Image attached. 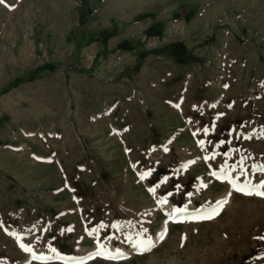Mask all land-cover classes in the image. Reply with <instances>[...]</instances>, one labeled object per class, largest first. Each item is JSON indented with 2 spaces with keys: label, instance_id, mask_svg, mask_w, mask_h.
Masks as SVG:
<instances>
[{
  "label": "rangeland",
  "instance_id": "374dc122",
  "mask_svg": "<svg viewBox=\"0 0 264 264\" xmlns=\"http://www.w3.org/2000/svg\"><path fill=\"white\" fill-rule=\"evenodd\" d=\"M220 94L212 129L199 104ZM232 164L264 179V0L0 2V264H264L254 196L156 241L167 213L229 192L211 172Z\"/></svg>",
  "mask_w": 264,
  "mask_h": 264
},
{
  "label": "snow or ice",
  "instance_id": "6c2138e0",
  "mask_svg": "<svg viewBox=\"0 0 264 264\" xmlns=\"http://www.w3.org/2000/svg\"><path fill=\"white\" fill-rule=\"evenodd\" d=\"M0 2H3V0H0ZM261 187H264V182L261 183ZM257 194L264 195V192H258ZM174 211H178V210H174ZM129 239H131V237H129ZM133 247H135L140 254H143L144 252L151 251V249L154 247V244L150 239H147V240H140L134 242ZM117 254L122 255V253H120L119 250H117Z\"/></svg>",
  "mask_w": 264,
  "mask_h": 264
},
{
  "label": "bare ground",
  "instance_id": "6f19581e",
  "mask_svg": "<svg viewBox=\"0 0 264 264\" xmlns=\"http://www.w3.org/2000/svg\"><path fill=\"white\" fill-rule=\"evenodd\" d=\"M219 184H223V182H222V183L219 182ZM229 192H230V193L232 192L233 195L236 196V197L239 196V195H240V196L245 195V194H239V193L233 192L231 189H229ZM219 200H220V199H219ZM213 204H214V203H209V204L203 206L202 209L209 208V207L212 206ZM227 204H229L227 208H229V207L231 206V204H232V200H231L230 197L228 198ZM227 204H225V205L223 206L222 210L226 207ZM227 208H226V209H227ZM222 210H221V211H222ZM182 211H190V210H182ZM221 211H220V213H221ZM177 212H178V211H177ZM175 213H176V212H175ZM175 213L170 214L169 216L172 217V216L175 215ZM220 213H219V214H220ZM255 213H256V212H255ZM219 214H218V215H219ZM218 215H217V216H218ZM217 216H216V217H217ZM216 217H215V218H216ZM239 217H240V216H239ZM114 253H117V252H114Z\"/></svg>",
  "mask_w": 264,
  "mask_h": 264
},
{
  "label": "trees",
  "instance_id": "16d2710c",
  "mask_svg": "<svg viewBox=\"0 0 264 264\" xmlns=\"http://www.w3.org/2000/svg\"><path fill=\"white\" fill-rule=\"evenodd\" d=\"M171 56H173V55H171Z\"/></svg>",
  "mask_w": 264,
  "mask_h": 264
}]
</instances>
